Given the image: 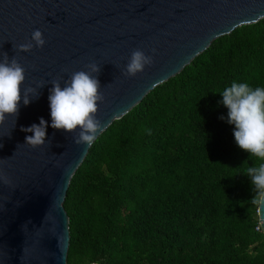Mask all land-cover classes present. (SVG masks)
<instances>
[{"label": "water", "instance_id": "water-1", "mask_svg": "<svg viewBox=\"0 0 264 264\" xmlns=\"http://www.w3.org/2000/svg\"><path fill=\"white\" fill-rule=\"evenodd\" d=\"M264 0H0V264H67L98 136ZM264 232V194L260 204Z\"/></svg>", "mask_w": 264, "mask_h": 264}, {"label": "trees", "instance_id": "trees-1", "mask_svg": "<svg viewBox=\"0 0 264 264\" xmlns=\"http://www.w3.org/2000/svg\"><path fill=\"white\" fill-rule=\"evenodd\" d=\"M263 194L264 19L98 136L64 203L67 264H264Z\"/></svg>", "mask_w": 264, "mask_h": 264}, {"label": "built area", "instance_id": "built-area-1", "mask_svg": "<svg viewBox=\"0 0 264 264\" xmlns=\"http://www.w3.org/2000/svg\"><path fill=\"white\" fill-rule=\"evenodd\" d=\"M260 229V228H259Z\"/></svg>", "mask_w": 264, "mask_h": 264}]
</instances>
